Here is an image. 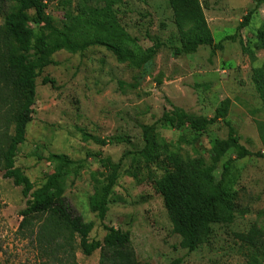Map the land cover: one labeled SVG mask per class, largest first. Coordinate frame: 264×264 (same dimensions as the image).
Masks as SVG:
<instances>
[{
  "label": "rangeland",
  "instance_id": "obj_1",
  "mask_svg": "<svg viewBox=\"0 0 264 264\" xmlns=\"http://www.w3.org/2000/svg\"><path fill=\"white\" fill-rule=\"evenodd\" d=\"M215 43L222 49L199 47L191 55L174 56L180 47L168 0H122L115 7L117 21L137 48V55L154 53L150 67L119 63L103 47L81 54L59 51L52 64L36 80L31 121L25 142L18 146L15 167L20 168L34 189L41 187L54 165L50 154L76 162L64 178V195L85 222H93L91 240L100 241L104 224L129 233L128 249L136 264H247L249 251L238 238L251 229L264 231V104L253 82V71L264 66V1L254 10L249 24L237 30L254 0H198ZM45 15L53 26L69 22L80 31L84 13L78 0H44ZM9 0L0 2L3 18L14 9ZM29 15L33 16L32 12ZM38 31L35 25H31ZM190 24H184L187 31ZM234 40L224 41L227 36ZM250 53L253 54L251 58ZM44 77L54 81L42 85ZM178 108L195 118L210 119L222 109L240 145L253 155L236 160L227 144L228 127L222 120L201 132L162 125L164 113ZM154 125V163L146 165L138 155L143 147L142 127ZM12 134V127L9 129ZM84 135L114 143L101 147ZM260 154V156L258 155ZM120 162L118 179L108 196L102 221L91 213L89 200L106 183L110 171L104 162ZM231 167L224 183L235 195L233 222L212 226V233L195 251L179 247L157 189L166 173L183 163L189 171L215 179L222 166ZM75 171V172H74ZM0 172V264H39L32 246L16 232L25 199L20 188ZM101 251L85 257L79 249L77 264H100ZM264 264V254L257 256Z\"/></svg>",
  "mask_w": 264,
  "mask_h": 264
},
{
  "label": "trees",
  "instance_id": "obj_2",
  "mask_svg": "<svg viewBox=\"0 0 264 264\" xmlns=\"http://www.w3.org/2000/svg\"><path fill=\"white\" fill-rule=\"evenodd\" d=\"M9 1L15 6L4 16L0 32V172H3L4 179L11 180L15 187L20 188L21 196L25 199L16 234L32 246L39 264H77V249L85 257L101 251L100 264H136L133 253L128 249V232L101 224L105 232L103 238L100 241L91 240L89 234L93 222H85L65 197L64 178L81 165L74 167L76 162L62 155L50 154L46 160L54 165V171L45 177L41 187L34 189L33 183L14 163L18 146L26 140L36 80L42 70L52 64L50 58L53 54L65 51L74 55L91 47H103L119 63L148 68L154 53L137 55L139 48L136 51L127 50L133 40L119 25L115 10L122 0H78L79 9L85 15L80 21V31H75L69 22L62 23L60 27L53 26L45 15L44 0ZM254 1V8L243 17L237 30L249 24L257 5L264 0ZM168 4L180 36V47L174 49V56L194 54L202 46L209 47L212 52L222 49V41L215 43L212 38L198 0H168ZM32 24L38 31H34ZM184 24L191 27L183 31ZM234 37L227 36L224 41L234 40ZM260 48L264 49V44ZM250 56L253 58L252 53ZM253 82L264 104V66L253 71ZM41 84L52 86L54 81L44 77ZM218 120L228 127L227 144L235 159L252 156L239 144L230 123L224 121L222 109L206 119L192 117L174 108L164 113L159 122L174 130L188 127L193 132H201ZM11 127L12 134L9 136ZM142 130L143 147L138 155L148 165L156 160L152 140L154 125L143 126ZM84 136L101 147L114 143V139L103 141ZM101 162L107 165L110 174L107 183L89 200L90 212L97 213L100 221L107 211L108 196L118 179L120 165V162L112 163L108 159ZM175 166L174 173H166L158 181L157 189L172 231L180 239L179 247L190 253L207 240L213 225H230L233 222L235 195L224 183L231 165L226 162L217 179L189 171L183 163ZM237 236L252 251L247 264H259L257 256L264 254V231L253 228L247 234ZM181 263L182 259L176 258L169 264Z\"/></svg>",
  "mask_w": 264,
  "mask_h": 264
}]
</instances>
